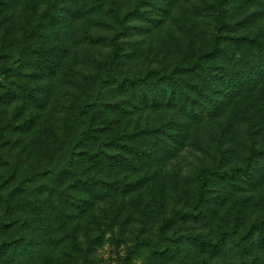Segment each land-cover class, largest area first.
I'll list each match as a JSON object with an SVG mask.
<instances>
[{
  "label": "rangeland",
  "instance_id": "1",
  "mask_svg": "<svg viewBox=\"0 0 264 264\" xmlns=\"http://www.w3.org/2000/svg\"><path fill=\"white\" fill-rule=\"evenodd\" d=\"M215 1L0 0V264H199L205 256L212 264H257L252 257H264V250L254 248L243 256L230 239L219 255L193 244L196 236L215 238L229 228L237 234L252 228L255 240V221L264 230L263 161L258 159L251 177L209 175L204 187L195 177L198 165L242 168L251 146L264 148V78L244 77L225 87L239 77L233 68L239 58L259 60L230 38L264 37V5H224L219 41L233 56L217 50L218 59H210L211 74L224 77L212 104L189 91L203 80L198 68L182 75L187 97L199 98L211 116L192 114L188 104L145 110L110 79L98 110L83 115L94 123L93 132L77 135L74 123L76 100H85L93 80L97 84L111 39L118 45L110 68L116 77L169 71L211 48ZM225 73L234 78L226 80ZM125 127L141 130L123 141ZM74 142V151L102 146L103 193L76 186L75 173L92 167L89 158L74 155L77 167L67 170L62 183L61 174L51 175ZM132 147L154 157L143 161ZM199 207V217L163 220L174 209L195 213ZM173 238L181 242L175 245ZM164 246L170 257L157 251Z\"/></svg>",
  "mask_w": 264,
  "mask_h": 264
},
{
  "label": "trees",
  "instance_id": "2",
  "mask_svg": "<svg viewBox=\"0 0 264 264\" xmlns=\"http://www.w3.org/2000/svg\"><path fill=\"white\" fill-rule=\"evenodd\" d=\"M253 3H256L258 5H264V0H250ZM228 2V0H216L214 2V9L217 11V25L215 24V27H213V31L210 35V40H211V48L207 50H201L200 52H197L196 56L191 59L189 62L185 63H180L176 64L173 66V68L169 71H158L157 69L152 68L151 70L143 73V74H133L131 77H116L112 72H111V66L112 62L116 60L115 55H117L116 49L118 48V45L116 42L111 39V48L108 53V58H106V67L102 70V74H99L98 76V81L97 84H93L94 80L92 81V88L90 89L89 92H87V96L85 100H76L75 103V120L74 123H76V130H77V135L83 134L87 135L94 130V123H91V120L85 119L83 117L84 114H87L88 112L92 111V114L98 110V106L101 104L102 100V88H103V83L105 81H109L110 79L112 80L111 83L116 84L117 88H120L122 91H126L132 96L133 98H136V100H139V102L143 103L145 105V110H150L153 107L157 108L160 107L163 104H168L171 106H175L176 104L182 105V107L185 106V104L190 105V112L192 114H195L198 112V115L202 116H211V110L209 106L205 105V103H201L198 99L203 98L206 101H208V105L212 104V95H214L215 91L220 88L218 83L224 82L222 77L221 79H217L218 76H215V74H211L210 69L212 71V66L210 63V59L212 60H217L220 54L222 56H230L232 57V51L229 49H226V47H221L220 46V41H219V31L220 28H224L226 24V13L227 11L225 10L224 5ZM112 17H115L118 19V16L115 12H113ZM222 30V29H221ZM231 41H234L235 45L237 47L242 46L247 49H251L254 51V53H258L259 55V60L258 62L255 61V55L251 56L252 59H248V56H245L243 58H239V61H237V64L233 65V68H235L234 74L238 75V78L230 77V73H225L224 76H228L226 80H230L234 78V81L230 82L228 81V84L225 86L227 88L232 87L234 84H240L241 81H243L244 77L247 78L246 81H251L255 77H259L260 80L264 78V37L263 36H257V35H246L242 34L239 35V37H231ZM231 42L228 43V45ZM213 45V46H212ZM242 49V48H241ZM217 50L219 53L216 52ZM227 54V55H226ZM197 68L200 70V72L203 74V80L201 83H193L190 84L189 91L193 92L196 97H187L188 90L187 86L182 84L180 80H182V75L185 73H188L190 71H197ZM231 72V71H230ZM256 74V76H255ZM206 75H209L211 78L213 77L212 80L208 82V79L206 78ZM155 83V84H154ZM208 83V84H207ZM206 84V85H205ZM205 88H204V87ZM210 86V88H208ZM166 87H169L168 95H165V89ZM216 87V89L214 88ZM226 88V89H227ZM155 89L158 90V92H155ZM252 91V88L251 90ZM123 92V93H126ZM196 101L198 103L196 107ZM207 103V102H206ZM90 121V122H89ZM79 124H78V123ZM90 123L87 126H84L86 124ZM82 123V124H81ZM259 123V122H258ZM260 125V124H258ZM264 125V124H263ZM263 125L261 127H263ZM128 127V126H127ZM125 127L124 130L119 136L121 138H126L123 139V141H129L127 138H131L133 134H136L138 131L141 129L137 130V128H134L132 132H127L129 128ZM143 130L148 131L149 129L144 128ZM83 135L79 136L80 139H83ZM93 136V135H92ZM133 138V137H132ZM77 141H82V140H76ZM79 144V143H78ZM99 145L95 147L94 149H85L80 147L82 146H76L79 149L77 150H71L72 147L77 145L71 144L69 149L65 151L64 149L62 153L59 155L58 160L55 162V165L52 166V171L51 175L56 173V177L61 174V178L59 179L60 183L63 182L65 178L68 177V175L71 173V171H67L69 168L72 167H77L76 165L78 164L75 158H84L88 161L91 162V166L89 170L83 171L81 175L78 173H75V181H76V186L77 185H84L89 188H94L97 190L99 193H103L104 187L107 184V181L104 177L103 169L105 168L103 166L104 164V154L102 150V146L100 143ZM121 145H126L125 147H129V144H122ZM81 145H83L81 143ZM87 147V146H85ZM132 150L135 151V156L141 155L142 153L140 152L141 150L138 148L132 147ZM152 150V149H151ZM132 154V153H131ZM74 155L77 157L74 158ZM137 157V156H136ZM143 161V158H148V157H154V154L147 149V151H144V155L139 156ZM258 159L260 161L264 162V148H257L255 146L250 147L249 154L246 158L245 161V166L242 168H237V167H232L227 170H219L215 168H210L208 166H202L198 165V167L195 170V177L198 180V183L200 186L204 187V183L207 181V179L210 176L218 177V179H225L227 181L229 180H237L239 178L238 173L247 175V177H251V170H254L259 166L257 164ZM91 169L94 170L93 174H89V177L84 178L83 176L86 173H89ZM67 171V172H66ZM260 177V176H259ZM57 178V179H58ZM73 178V179H74ZM240 179V178H239ZM59 183V184H60ZM77 188V187H76ZM202 189V188H201ZM202 213V208L199 207L195 213L190 212L188 210H175L167 213V217L163 218L165 219L166 223L170 222L171 220H176L178 218H183V221L188 220L187 218H193ZM264 219V217H263ZM169 224V223H168ZM252 227H255L257 229V236L255 240H252L250 238V235L252 233V228L249 229V231H245L244 233L237 234V231L235 229L230 230V228L227 231L222 232V235H217L215 238H210L209 236H196L194 237V246L198 251H202L203 253H209L210 255H219L222 253L225 242L227 239H230L232 244L236 245V248L238 250L245 252L243 254H251L254 249H261L264 250V230L261 226L260 221H255L252 224ZM232 232V233H231ZM193 238V237H192ZM172 241V240H171ZM173 241L175 245H178L179 242H176V238H173ZM187 242H190L189 239L186 240ZM168 246L160 247L157 251L159 253H164L163 257H170L171 253L170 250L168 249ZM207 255V254H206ZM201 259V262L199 264H212L209 262V259L206 258ZM253 261L257 260V264H264V257L258 255H254L252 257Z\"/></svg>",
  "mask_w": 264,
  "mask_h": 264
}]
</instances>
